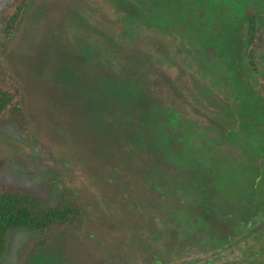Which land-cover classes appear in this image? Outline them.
<instances>
[{
	"label": "rangeland",
	"instance_id": "374dc122",
	"mask_svg": "<svg viewBox=\"0 0 264 264\" xmlns=\"http://www.w3.org/2000/svg\"><path fill=\"white\" fill-rule=\"evenodd\" d=\"M122 1L33 0L0 51L29 120V133L0 126V185L54 204L61 176L83 211L76 229L12 231L1 264H264V124L229 59L202 46L251 5L264 72V0L181 18L147 0L135 40ZM171 44L175 60L160 55ZM235 114L248 132L230 131Z\"/></svg>",
	"mask_w": 264,
	"mask_h": 264
},
{
	"label": "trees",
	"instance_id": "16d2710c",
	"mask_svg": "<svg viewBox=\"0 0 264 264\" xmlns=\"http://www.w3.org/2000/svg\"><path fill=\"white\" fill-rule=\"evenodd\" d=\"M218 1L162 0L160 5L162 8L167 7L177 12L178 17L181 18L182 14L189 11L193 5L201 7L203 15L206 16L208 14L206 9L214 7ZM32 2L33 0H13L4 9L0 51L7 47ZM122 2H125L123 6L125 16L121 22L123 21V24L128 28L130 38L135 40L139 37L136 28L144 21L153 22L155 16H151L147 12H150L151 7L149 8V6L154 4L147 0H123ZM211 10H215V8ZM222 10L226 12L223 6ZM243 11L244 15H242L241 21L236 25L225 24L217 35L209 37L202 46L209 45L221 56L229 59L235 70L234 78L238 80L241 94L245 97L247 106L251 100L256 105L255 112L249 110V113L253 115L252 118L264 124V72H261L256 61V52L261 47V19L256 9L251 5H246ZM174 21L176 26V22L179 24L182 20L175 18ZM150 44L151 41H148L145 46ZM170 46L171 51H166L168 54L160 53V55L163 54L175 60L176 47L172 44ZM4 75H0V126L12 125L18 127L22 133H29V120L23 107L21 91ZM231 124L230 131L243 129L248 132L251 120H243L235 114L231 119ZM53 181L55 188L51 195L59 196L58 201L54 204H50L47 198L36 193L0 185V264L9 251L12 231L47 236L81 226L83 211L77 193L66 184L65 179L61 176L54 177ZM263 227L264 223L261 228ZM153 263L157 264V260Z\"/></svg>",
	"mask_w": 264,
	"mask_h": 264
}]
</instances>
